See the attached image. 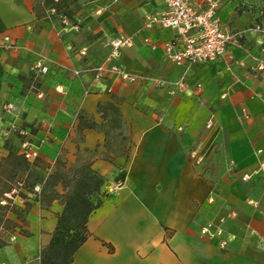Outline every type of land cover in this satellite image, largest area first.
<instances>
[{"label":"crops","instance_id":"1","mask_svg":"<svg viewBox=\"0 0 264 264\" xmlns=\"http://www.w3.org/2000/svg\"><path fill=\"white\" fill-rule=\"evenodd\" d=\"M188 1L205 7V0ZM70 8L78 31L45 20L39 0H0V42L8 34L16 46L0 47V163L19 146L8 133L16 125L29 131L37 163L50 173L63 161L118 185L88 217L89 237L73 264H264V170L256 154L264 151V72L251 70L264 62V32L249 29L264 28V0L222 2L219 19L244 31L243 39L200 65L167 59L163 44L174 30H142L163 0H73ZM130 35L133 44L113 63L138 79L95 80L91 68L104 61L108 40ZM40 56L49 70L34 82ZM4 102L17 114L5 112ZM205 143L211 149L195 166L189 151ZM26 201L14 199L18 215L6 214L14 231L0 227L7 243L0 263L41 264L51 241L61 206L31 194ZM220 218L224 248L200 232Z\"/></svg>","mask_w":264,"mask_h":264},{"label":"built area","instance_id":"2","mask_svg":"<svg viewBox=\"0 0 264 264\" xmlns=\"http://www.w3.org/2000/svg\"><path fill=\"white\" fill-rule=\"evenodd\" d=\"M67 1L71 3L73 0ZM223 1L205 0V7L202 10H197L188 0H163L164 9L162 11L149 13L144 16L142 30H150L155 26H160L175 31V37L163 44V51L167 59L174 63L200 65L212 62L223 56L228 46L239 45L244 36V31H230L223 26L217 15L218 9ZM60 2L61 0H39V5L45 20L49 22L58 20L62 26H67L70 24V18L58 10L57 5ZM70 29L78 31L79 25L72 23L70 24ZM249 29L264 32V28L259 25H255ZM134 37V35L119 36L108 40L107 47L109 52L104 61L91 68L95 80H100L110 74L117 76L121 81L134 82L138 79L137 75L113 63L119 56L121 49L130 47L133 44ZM0 47L6 51L16 48L8 34L2 35ZM31 69L34 73V82H38L40 76L47 74L49 70L45 58L42 56L33 62ZM251 70L254 72H264V62L258 61L255 66L251 67ZM74 73L78 74L79 71L75 70ZM156 83L158 85L164 84L161 80H156ZM184 86L185 80L183 78L176 82L178 90L184 88ZM32 89H34L38 98L43 96L42 92L34 83L32 84ZM3 109L9 114H17V107L14 103L4 102ZM206 127H212L211 120H208ZM8 133L15 134L20 138L17 149L18 154L27 163L37 164L39 157L38 149L31 139L28 138L29 131L25 128H18L16 125H12ZM210 149L211 143L199 144L192 148L189 151L191 163L195 166L201 164ZM256 154L259 157L260 168L264 170V151L258 149ZM260 156H262V159ZM242 178L245 180L247 176L244 175ZM15 192L16 190L6 194V196L11 198ZM209 202H212V198H209ZM1 203L3 204L4 202L1 201ZM230 216L235 218L236 213L232 212ZM223 222L224 218H220L217 224L209 222L200 229L201 234L205 236L217 237L218 245L221 248L226 246V240L222 237L223 229L221 224ZM10 239L14 240L15 237L12 235Z\"/></svg>","mask_w":264,"mask_h":264},{"label":"trees","instance_id":"3","mask_svg":"<svg viewBox=\"0 0 264 264\" xmlns=\"http://www.w3.org/2000/svg\"><path fill=\"white\" fill-rule=\"evenodd\" d=\"M57 8L59 11L65 13L66 16L69 17L71 15L70 1L61 0ZM17 149L9 150V155L6 158L8 159L6 160L7 165L0 164V174L6 171L10 164L12 166L16 164L21 165L22 162H26L18 154ZM120 178H122L121 175L118 176V179ZM102 182L103 179L101 177L91 174L80 173L72 178L70 197L66 202L64 217L58 218L50 243L41 251V264H73L72 256L74 252L89 237L86 228L88 217L103 201H92L94 193L92 183L98 185ZM70 221L73 222L72 225L69 224ZM0 227L12 232L15 229V223L6 217V214L3 212L0 214ZM6 244V241L0 237V248Z\"/></svg>","mask_w":264,"mask_h":264},{"label":"rangeland","instance_id":"4","mask_svg":"<svg viewBox=\"0 0 264 264\" xmlns=\"http://www.w3.org/2000/svg\"><path fill=\"white\" fill-rule=\"evenodd\" d=\"M4 159L0 164L7 165ZM6 171L0 174V214L3 212L16 213L18 215V209H16V203L14 199H21L27 202V196L33 195L42 205H48L53 200H57L61 206L60 214L57 217H64V209L66 202L70 197V189L72 186L71 180L75 175L80 173L88 174L86 169L82 165L77 167L66 168L63 161L58 162V167L55 171L51 172L50 168H46L43 164H30L22 162V164L8 165ZM82 170V171H81ZM93 185L94 193L92 195V201L104 200L109 194L110 189L115 190L118 188L116 184H108L104 179L103 182L98 185ZM16 190L11 198H8L6 194ZM4 202L3 204L1 203ZM6 208V210H4ZM69 224H73L72 221ZM21 235H25L24 230H20Z\"/></svg>","mask_w":264,"mask_h":264}]
</instances>
